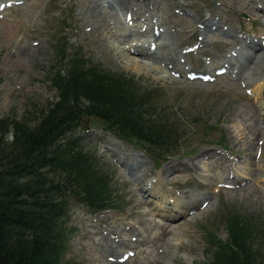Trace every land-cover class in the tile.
Here are the masks:
<instances>
[{
	"label": "rangeland",
	"instance_id": "1",
	"mask_svg": "<svg viewBox=\"0 0 264 264\" xmlns=\"http://www.w3.org/2000/svg\"><path fill=\"white\" fill-rule=\"evenodd\" d=\"M135 2L141 11L113 0H0V120L26 130L38 124L58 99L50 76L64 47L139 81L137 89H155L175 120L177 152L158 162L96 127L93 115L74 127L127 209L91 214L74 206L57 235L63 262L206 264L214 260L207 231L226 239L220 216L231 209L254 217L252 249L263 258L264 60L256 57L264 51V1L128 0ZM250 43L260 48L243 49ZM197 159L200 171L192 168ZM126 250L133 255L122 260Z\"/></svg>",
	"mask_w": 264,
	"mask_h": 264
},
{
	"label": "trees",
	"instance_id": "2",
	"mask_svg": "<svg viewBox=\"0 0 264 264\" xmlns=\"http://www.w3.org/2000/svg\"><path fill=\"white\" fill-rule=\"evenodd\" d=\"M66 51L51 68L58 99L38 124L26 130L21 121L0 120V264H65L66 248L57 235L74 206L94 213L123 208L110 172L88 148L91 143L71 135L84 118L93 115L100 121L96 127L130 141L157 162L177 152L175 120L169 107L157 105L158 91L137 89L139 81ZM220 219L228 237L208 229L207 250L214 260L206 264H264V255L259 259L252 249L259 230L254 217L231 209Z\"/></svg>",
	"mask_w": 264,
	"mask_h": 264
},
{
	"label": "bare ground",
	"instance_id": "3",
	"mask_svg": "<svg viewBox=\"0 0 264 264\" xmlns=\"http://www.w3.org/2000/svg\"><path fill=\"white\" fill-rule=\"evenodd\" d=\"M264 1V0H263ZM113 3L115 4V5H117L118 7H123L124 5H127V9H129V8H131V9H133V10H137V12L138 11H141L142 10V5L141 4H139V3H136L135 2V6H136V8H133V5L132 4H129L128 3V0H113ZM109 4V3H108ZM148 5V4H147ZM261 6V5H260ZM261 8V7H260ZM144 9V8H143ZM147 9V8H146ZM136 12V13H137ZM148 12H149V9H148ZM262 12V11H261ZM131 13L132 14H134V12L133 11H131ZM141 14H144L145 16H144V18H145V20L147 21V25H146V27L147 28H150V25H151V18H150V15H149V13H141ZM261 14V13H260ZM263 15V14H262ZM134 16V15H133ZM141 16V15H140ZM205 24L204 25H202L201 26V28H206V26H207V24H206V22H204ZM138 27V26H137ZM208 27V26H207ZM152 28H153V25H152ZM138 29H140V26L138 27ZM216 29V28H215ZM157 30V29H156ZM155 29H153V33L152 34H154V37L156 36V34L158 33V30L156 31ZM147 31H149L150 32V30H147ZM208 32L209 30L208 29H205L204 30V32ZM144 32H145V30H144ZM151 33V32H150ZM143 35L144 36H149V33L148 32H145V33H143ZM139 37H140V39H139ZM139 37H138V35H136L134 38H136L135 40L137 41V42H139L140 40H141V36L139 35ZM133 39V38H132ZM247 43H249V42H247ZM155 48V47H154ZM250 48H254V49H259L260 47L258 46V44H255V43H250L248 46H247V44L245 45V48L243 47V49H250ZM258 57H256V58H258L257 60H264V51H260L259 53H258ZM246 56V55H245ZM218 58V57H217ZM238 58V57H237ZM245 59L244 60H248L247 58H249V56L247 55V57H244ZM260 58V59H259ZM161 60V59H160ZM243 60V59H242ZM256 60V59H255ZM225 61V60H224ZM230 61V60H229ZM238 61V60H237ZM243 62V61H242ZM248 62V61H247ZM224 63V62H223ZM236 63V62H235ZM159 64V63H158ZM241 64V63H240ZM257 64V63H256ZM228 66V65H227ZM255 151H253V153H254ZM207 154L208 153H206V151H205V154L203 153V155H201V156H203V157H205V156H207ZM223 159V158H222ZM224 160H227V159H223V161ZM201 161V159H197V160H195L194 161V164H193V167L192 168H194L196 171H200L201 170V168H200V162ZM203 161V160H202ZM188 165H190V163L188 164ZM187 165V166H188ZM232 165H233V163H232ZM185 166H186V164H185ZM127 167V166H126ZM221 167V166H220ZM224 167V166H223ZM222 167V168H223ZM130 168V167H129ZM175 168V166H170L169 168H168V170L170 169H174ZM217 168H218V166H217ZM136 170V169H135ZM230 171V170H229ZM133 172V171H132ZM135 172V171H134ZM140 172V171H139ZM225 173V172H224ZM140 175V174H139ZM233 176V175H232ZM141 177V176H140ZM234 177V176H233ZM229 178V177H228ZM143 181V180H142ZM141 183V182H140ZM236 194V193H235ZM236 195H238V194H236ZM186 200V199H185ZM183 201V200H182ZM201 201L202 200H195V201H193L192 202V205H196L197 203H201ZM168 205V204H167ZM189 205V204H188ZM191 205V204H190ZM187 207V206H186ZM192 208V207H191Z\"/></svg>",
	"mask_w": 264,
	"mask_h": 264
}]
</instances>
